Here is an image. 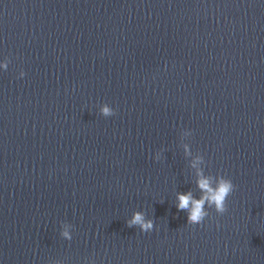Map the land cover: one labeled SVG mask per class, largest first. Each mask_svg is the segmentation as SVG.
I'll list each match as a JSON object with an SVG mask.
<instances>
[{
	"label": "water",
	"instance_id": "water-1",
	"mask_svg": "<svg viewBox=\"0 0 264 264\" xmlns=\"http://www.w3.org/2000/svg\"><path fill=\"white\" fill-rule=\"evenodd\" d=\"M5 58L0 264H264V0H0Z\"/></svg>",
	"mask_w": 264,
	"mask_h": 264
},
{
	"label": "clouds",
	"instance_id": "clouds-1",
	"mask_svg": "<svg viewBox=\"0 0 264 264\" xmlns=\"http://www.w3.org/2000/svg\"><path fill=\"white\" fill-rule=\"evenodd\" d=\"M10 60L5 58L3 62H0V69L7 70ZM26 73L21 70L18 78H23ZM100 114L104 117L114 116L116 110L109 106L107 103L101 105ZM191 134V130L186 133ZM185 153L190 154L188 146L185 145ZM156 161L161 160V155L157 152ZM204 162L203 156H197L192 163L193 168H197V187L201 192L199 198H195L191 191L187 193H177L176 207L178 211H185L187 213V224L201 225L205 218L209 216L208 208H214L218 215H223L227 212V200L228 197L234 192L235 185L232 180L224 175H206L204 169L199 168V165ZM72 225L66 224L64 231L61 233L63 238L71 240L72 235L67 230ZM128 227L138 226L142 232H151L154 228V222L151 219L145 218V213L137 211L133 214L132 218L127 221ZM219 227V225H218Z\"/></svg>",
	"mask_w": 264,
	"mask_h": 264
}]
</instances>
